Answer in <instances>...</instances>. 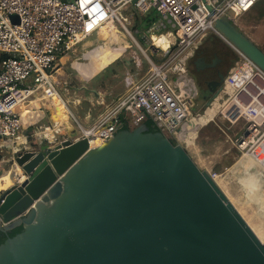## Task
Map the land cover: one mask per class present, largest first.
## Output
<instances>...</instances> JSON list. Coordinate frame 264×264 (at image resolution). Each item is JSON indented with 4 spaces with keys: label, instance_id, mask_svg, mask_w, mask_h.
I'll list each match as a JSON object with an SVG mask.
<instances>
[{
    "label": "water",
    "instance_id": "1",
    "mask_svg": "<svg viewBox=\"0 0 264 264\" xmlns=\"http://www.w3.org/2000/svg\"><path fill=\"white\" fill-rule=\"evenodd\" d=\"M214 29L264 70V48L231 20ZM122 127L95 147L42 140L14 154L0 229H23L0 243V264H264V241L183 145Z\"/></svg>",
    "mask_w": 264,
    "mask_h": 264
},
{
    "label": "built area",
    "instance_id": "2",
    "mask_svg": "<svg viewBox=\"0 0 264 264\" xmlns=\"http://www.w3.org/2000/svg\"><path fill=\"white\" fill-rule=\"evenodd\" d=\"M257 1L0 0V150L17 145L23 127L34 123L21 118L24 102L38 95L51 108L54 95L63 99L55 72L67 52L89 37L100 36L103 28L114 25L115 21L133 37L125 24L128 17L121 13L129 5L142 14L155 11L157 18L147 29L151 46H155L152 33L171 31L174 39L167 49L155 46L165 50L160 61L148 58L146 75L116 97L89 124L80 123L67 111L76 121L77 132L64 139L85 138L89 147H95L120 126L135 127L147 118L166 136H176L183 123L191 118L194 107L178 79L186 74L200 41L207 32L215 31L216 18L224 16L233 21ZM236 52L239 59L228 71L214 99L222 102L221 113L230 121L244 120L237 147L264 167V70ZM47 126L51 127L40 126L39 136L56 142L55 134L59 131L52 124L51 135L46 131ZM27 139L25 134L20 144L27 143ZM209 174L215 181L220 175Z\"/></svg>",
    "mask_w": 264,
    "mask_h": 264
},
{
    "label": "rangeland",
    "instance_id": "3",
    "mask_svg": "<svg viewBox=\"0 0 264 264\" xmlns=\"http://www.w3.org/2000/svg\"><path fill=\"white\" fill-rule=\"evenodd\" d=\"M121 13L128 17L125 24L134 38L121 23L115 21L114 26L118 30V37L94 35L87 38L67 52L55 72L61 96L73 116L82 124H89L116 97L127 92L134 83L141 80L148 71V58L160 61L165 53L162 49H167L174 39L171 31L160 34L152 33L153 44L162 49L151 46L149 33L144 26H138V32H134L136 29L134 6L129 5ZM232 22L257 45L264 48V0H258L249 11L239 15ZM200 42V45L213 42L219 48L229 50L234 57L231 67L239 59L236 50L213 30L207 32ZM33 100H39L44 113L32 125L23 127L17 145L6 146L0 150V176L2 174L9 177L13 175L12 167L15 163L14 154L16 152H21L42 141L38 134L40 126L50 125L52 127L54 124L56 128L60 120L61 115L55 120L50 117V115L57 117L56 113L59 111L60 103L57 95L52 97V114L47 100L40 99L38 95ZM214 101L215 99L205 104L203 100L194 105L191 125L196 118L204 115L207 109L214 106L216 102ZM25 104H30V101ZM220 110L221 108L217 111L213 109L208 117L194 126L193 130H185L191 118L183 123L179 131L185 139L178 140L177 136L167 137L190 151L201 169L208 173L216 172L222 175L219 182L221 189L256 235L264 241V181H262L264 171L259 164L249 159V156L237 147L236 140L244 127V120L232 122ZM68 115V119L63 117V121L71 122L70 130L64 131V125L61 127V124L59 130L61 128L63 130L55 134L56 142L77 132L76 121L70 113ZM87 116H89L88 119ZM25 134L28 135L27 143L20 144ZM188 136L192 143L189 142ZM245 166L249 168L245 169ZM250 170L262 178L261 180L256 179L254 187L246 185L247 177L252 175ZM225 191L231 193L230 197Z\"/></svg>",
    "mask_w": 264,
    "mask_h": 264
},
{
    "label": "flooded vegetation",
    "instance_id": "4",
    "mask_svg": "<svg viewBox=\"0 0 264 264\" xmlns=\"http://www.w3.org/2000/svg\"><path fill=\"white\" fill-rule=\"evenodd\" d=\"M201 56L205 57V61L209 63L210 67L202 62L195 63L196 59ZM233 62L234 57L231 52L225 48H219L216 43H204L197 47L187 65L185 79L180 81L185 93L192 98L194 105L203 100L206 104L215 98V94L219 95L225 76ZM221 79L222 82L219 84L218 81ZM209 113L210 108L204 115L199 116L197 121H202Z\"/></svg>",
    "mask_w": 264,
    "mask_h": 264
},
{
    "label": "bare ground",
    "instance_id": "5",
    "mask_svg": "<svg viewBox=\"0 0 264 264\" xmlns=\"http://www.w3.org/2000/svg\"><path fill=\"white\" fill-rule=\"evenodd\" d=\"M100 36H111V37H118V30L115 28V26L114 25H112V24H109V25H107L106 27H104L103 28V30L101 31V33H100ZM134 38V37H133ZM132 38V39H133ZM58 96V95H57ZM58 99H59V103H60V105H59V111H58V113H56L57 114V117H53V120H55L56 118L57 119H59V117H60V115H61V117H60V120H59V122L57 123V126H56V131H60V130H63L62 128L59 130V128H60V125H61V127H63V125H64V130L65 131H69L70 130V126H71V122L69 121V120H65V121H63V117L65 118V119H68V117H69V115H68V113H67V111H70V109L68 108V106H67V104H66V101L64 100V99H62L60 96H58ZM32 101V100H31ZM27 103V102H26ZM33 103V102H32ZM222 102L221 101H216L215 103H214V106L212 107V108H210V113L213 111V109L215 110V111H217V109H219V108H221V104ZM23 105H26L25 104V102L23 103ZM23 105H21V107L23 106ZM28 105V104H27ZM217 106V107H216ZM63 108H64V112H63ZM31 110H33V112H31L30 113V115H29V117H30V120H33V119H37V117H38V115L36 114V111H35V108L33 107V106H31V107H29L28 108V111H31ZM57 110V109H56ZM55 110V111H56ZM61 110H62V112H61ZM53 109H52V107L50 108V113L52 114L53 112ZM221 111V110H220ZM60 113H63V114H60ZM209 113V114H210ZM28 114V113H27ZM27 114L25 113V111H24V109L23 108H21V118L24 120V121H26V119L28 118L27 117ZM209 114H207L205 117H208L209 116ZM33 117V118H32ZM192 119L193 118H191V120H190V123H189V125L188 126H186V128H188V129H192V126H195L198 122H201V121H197L198 119H199V117L198 118H196V120L193 122V124L191 125V122H192ZM211 119V118H210ZM210 119H208V120H210ZM197 121V122H196ZM62 122V123H61ZM49 126H47V128H46V131L47 132H49L51 135H52V129L51 128H48ZM60 133V132H59ZM57 134V133H56ZM189 142L190 143H192V140H191V138L189 139ZM247 157V156H246ZM249 159H251L253 162H255L256 164H259V163H257L256 161H254L252 158H250V157H248ZM245 165H247V164H245ZM260 165V164H259ZM258 165V166H259ZM257 166V165H256ZM246 168L245 169H248L249 168V166L247 167V166H245ZM263 171H264V167L262 166V165H260L259 166ZM259 169V168H258ZM249 171V170H248ZM255 171H256V169H255ZM248 173V172H247ZM250 174H252V175H250V176H248L247 177V181H246V185L247 186H249V187H254L255 186V181H256V179H262V178H264L263 176H262V178H260V177H258L253 171H251L250 170ZM222 175H219V177H218V179L216 180V182H217V184L219 185V187L221 188V186H220V177H221ZM262 181H264V179L262 180ZM260 182V181H259ZM12 182H10L9 184H11ZM8 184V185H9ZM249 184V185H248ZM264 184V183H263ZM7 186V185H6ZM223 190V189H222ZM228 195H229V197H230V195H231V193L229 192V191H225ZM231 199V198H230Z\"/></svg>",
    "mask_w": 264,
    "mask_h": 264
},
{
    "label": "trees",
    "instance_id": "6",
    "mask_svg": "<svg viewBox=\"0 0 264 264\" xmlns=\"http://www.w3.org/2000/svg\"><path fill=\"white\" fill-rule=\"evenodd\" d=\"M136 11V16H135V28H137L138 26H144V29H148L149 26H151V24L153 23V21L156 20L157 15L155 13V11L151 10L146 14H142ZM145 125L147 126L149 131H156L158 130V128L155 126V124L153 123V121L149 118H147L144 121ZM122 128H128V126L126 124L123 125ZM173 143H175V141L172 139L171 140ZM23 229V225H18L14 228H12L9 231H3L0 229V243H2L6 238L14 236L15 234L19 233L20 231H22Z\"/></svg>",
    "mask_w": 264,
    "mask_h": 264
},
{
    "label": "crops",
    "instance_id": "7",
    "mask_svg": "<svg viewBox=\"0 0 264 264\" xmlns=\"http://www.w3.org/2000/svg\"><path fill=\"white\" fill-rule=\"evenodd\" d=\"M185 76L186 75H183L182 77H180L179 79H178V82L179 81H181L182 79H185ZM39 101V100H38ZM37 100H32V101H30V104H26V105H23L21 108H23L24 109V111H25V113L27 114V119H26V121H32V122H35V121H37L42 115H43V113H44V111H43V109L41 108L42 107V105L38 102ZM100 101V100H99ZM33 102V103H32ZM31 106H33L34 108H35V111H36V114L38 115V117H37V119L35 120V119H33V120H30V117H29V115H30V113L31 112H33V110H31V111H28V108L29 107H31ZM34 113V112H33ZM61 114V113H60ZM50 117H51V119H53V117L54 116H51L50 115ZM33 118V117H32ZM89 118V116H87V119ZM53 121V120H52ZM199 123V122H198ZM187 129L188 128H186L185 127V130L187 131ZM194 129V126H192V130ZM65 131V130H64ZM177 136V139L178 140H183V139H185L184 138V136H182V132L181 131H179L178 132V134L176 135ZM188 138L190 139V137L188 136ZM3 149V148H2ZM1 149V150H2ZM186 149V148H185ZM187 150V149H186ZM15 151V150H14ZM187 152L190 154V156L193 158V160L195 161V163L197 164V161L194 159V156L192 155V153H190V151H188L187 150ZM14 165H13V167H12V176L11 177H9L8 175H6V176H4L3 174L0 176V187H6V185H8L10 182H12L14 179L13 178H15L14 177V175H15V172H17L18 171V167H17V165L15 164V163H13ZM198 165V164H197ZM199 166V165H198Z\"/></svg>",
    "mask_w": 264,
    "mask_h": 264
}]
</instances>
